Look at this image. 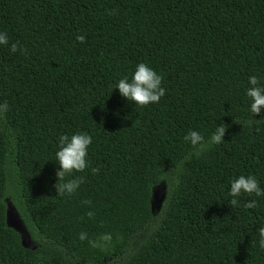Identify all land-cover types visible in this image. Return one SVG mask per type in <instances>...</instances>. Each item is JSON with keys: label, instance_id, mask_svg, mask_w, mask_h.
I'll list each match as a JSON object with an SVG mask.
<instances>
[{"label": "trees", "instance_id": "16d2710c", "mask_svg": "<svg viewBox=\"0 0 264 264\" xmlns=\"http://www.w3.org/2000/svg\"><path fill=\"white\" fill-rule=\"evenodd\" d=\"M0 32V264H264V196L229 194L240 175L264 189V109L246 95L251 76L264 87V0H0ZM139 63L163 77L158 103L116 89ZM221 123L224 142L192 155L187 133ZM76 133L89 168L59 194V137Z\"/></svg>", "mask_w": 264, "mask_h": 264}, {"label": "clouds", "instance_id": "9594fccd", "mask_svg": "<svg viewBox=\"0 0 264 264\" xmlns=\"http://www.w3.org/2000/svg\"><path fill=\"white\" fill-rule=\"evenodd\" d=\"M116 10H111L109 14H115ZM76 40L80 43L85 42L84 35H78ZM0 45H9V37L7 32H0ZM10 51L16 53L21 51L26 53L27 49L19 45V42H13L10 44ZM163 77L152 69L146 63H139L129 80L128 77H124L119 80L116 85L120 95L127 100L133 102L135 105L141 107L149 104L158 103L160 99L165 95V89L161 86ZM250 87L246 91V95L251 99L250 111L253 114L259 115L261 110L264 109V87H261L259 80L256 76H251L248 81ZM8 111V104L4 102L0 104V116H3ZM264 120V119H262ZM228 125L221 123L216 127L215 132L211 135L208 141H205L204 136L195 130H190L184 137V140L189 142L196 151L192 154L199 156L202 152L206 151L213 144H220L223 141V136L228 130ZM259 131V129H257ZM92 138L88 134L76 133L71 137L67 135H61L59 137V150L56 152V161L60 166V170L56 172L58 182L54 185L57 193L59 194H74L79 188L80 184L84 182L83 177H76L65 181L66 175H71L73 172H83L89 168V162L87 160V152ZM191 157H186L190 159ZM98 168H92V174H97ZM244 194H255L256 196H264V189H262L257 179L252 175H240L231 181L230 195L232 197H239ZM82 203L90 204L91 201H83ZM237 199H232L231 204L236 205ZM248 209L256 207V201L252 200L244 205ZM86 215L89 218L94 216L93 212H88ZM259 245L264 249V227L259 229ZM88 234L81 232L79 239L81 241L86 240ZM111 234L102 235L99 240H89V246L92 248H100L106 246L111 242ZM101 241L103 243H101Z\"/></svg>", "mask_w": 264, "mask_h": 264}, {"label": "rangeland", "instance_id": "374dc122", "mask_svg": "<svg viewBox=\"0 0 264 264\" xmlns=\"http://www.w3.org/2000/svg\"><path fill=\"white\" fill-rule=\"evenodd\" d=\"M164 199H165V187H164V184H162V185L158 186L153 191L151 209H152V213L154 214V219H153L154 222L158 221L157 215L159 213L161 204L164 201ZM9 218H10V220H12V223L14 224V218L12 217V214H10ZM23 242H24V245L27 248H31V249L35 248L34 244L31 241V239L25 233H24V236H23Z\"/></svg>", "mask_w": 264, "mask_h": 264}, {"label": "flooded vegetation", "instance_id": "af4514ba", "mask_svg": "<svg viewBox=\"0 0 264 264\" xmlns=\"http://www.w3.org/2000/svg\"><path fill=\"white\" fill-rule=\"evenodd\" d=\"M33 243V242H32Z\"/></svg>", "mask_w": 264, "mask_h": 264}]
</instances>
